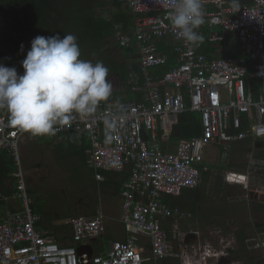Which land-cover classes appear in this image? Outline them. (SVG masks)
Returning a JSON list of instances; mask_svg holds the SVG:
<instances>
[{
  "label": "built area",
  "instance_id": "1",
  "mask_svg": "<svg viewBox=\"0 0 264 264\" xmlns=\"http://www.w3.org/2000/svg\"><path fill=\"white\" fill-rule=\"evenodd\" d=\"M124 1L133 24L117 34V40L123 47H134L138 56L139 70L130 68L127 77L134 96L111 94L95 113L77 116L70 126H57L55 133L75 132L89 140L87 160L97 181L103 180V171L121 172L130 166L120 190L118 217L125 237L90 257L78 255L79 244H92L106 231L100 210L67 221L69 244L36 227L40 215L34 212L27 192L20 154L27 132L11 126L7 111L0 110V153L8 152L14 166L15 186L8 197L19 202L0 214V264H160L165 259L176 264H222L220 258L228 255L203 242L199 231L181 229L179 220L190 213L170 206L165 197L199 185L202 172L208 169L204 164L207 146L219 147L223 159L236 142L248 140L255 147L264 140V75L259 74L264 68V0L240 4L238 10L228 0H203L208 40L217 43L232 32L239 50V56L210 57L171 30L168 13L175 0ZM159 39L172 46L175 57V64L162 74L152 72L169 60L158 49ZM22 60L16 57L11 64L0 63L23 74ZM253 78L259 85L256 97ZM188 110L198 114L201 133L172 143L173 126ZM246 169L240 179L248 182L250 173L264 169V158L250 152ZM169 218L173 223L167 232L162 221ZM245 243L251 253L259 252L253 254L255 260L264 259V231L247 237Z\"/></svg>",
  "mask_w": 264,
  "mask_h": 264
},
{
  "label": "rangeland",
  "instance_id": "2",
  "mask_svg": "<svg viewBox=\"0 0 264 264\" xmlns=\"http://www.w3.org/2000/svg\"><path fill=\"white\" fill-rule=\"evenodd\" d=\"M105 6L106 8L101 10V14L108 18L112 8L110 3ZM117 36L111 35L97 42V44L87 41L79 47L80 59L90 60L92 63L103 62L109 70L108 79L110 82L114 79L113 66L115 64H123V54L126 53L120 47ZM26 51H28L27 48L20 55L23 59L27 54ZM130 59H133V57L128 55L127 61L129 64L131 63ZM29 139L30 142L23 149V152L20 143L22 168L26 187L29 189L27 192L32 199L33 209L40 210L42 207L45 212L43 221H46L49 227L57 230L62 228L63 224L67 223L70 218L77 215L90 216L89 210L98 211L101 209L100 207H103L105 214H109L110 211L106 213L102 205L106 202L108 204V202L115 199L112 190L105 192L101 185L91 183L92 175L88 173L89 170L87 168H83V171H77L76 173L74 172L72 160L58 161L55 153L48 148L50 143H45L48 141L46 137H33L35 142L42 143L39 147L42 156L35 160L34 149L31 147V137ZM262 141L263 144H258L256 147L251 142L243 145L241 143L232 145L228 156L223 159L221 158L219 147L207 146L204 164L208 167V177L206 181H203L204 179L201 175V181L197 187L198 192L203 195L208 183L211 187L222 184L224 189L221 197L225 205L229 204L234 208L232 212H237L228 219L226 217L224 221L229 220L228 225L231 226L229 228H234V230L236 228L241 229L248 236H253V234L263 231L260 227L264 226V203L261 202L264 197V169L250 173L248 182L246 179L240 178L245 175L250 152H253L256 158H264V140ZM33 145L36 146L35 144ZM48 150H50L49 153L47 152ZM38 160L42 162V167L40 168L35 167V163ZM226 186L229 188L228 191ZM209 192L212 193L213 191L210 190ZM244 195L248 196V207L250 210L243 205L239 207L238 203L240 202L238 199ZM210 197H213V195ZM172 221L173 218L168 219L167 223L169 226L172 225ZM179 225L181 228H185L182 223ZM114 230H117L116 225L111 224L109 227L107 225V229L100 239L102 241L106 240L108 233L113 235ZM114 239H117L115 235ZM253 254L257 256L259 252H254ZM176 263L177 261H171V264ZM160 264L164 263L160 262Z\"/></svg>",
  "mask_w": 264,
  "mask_h": 264
},
{
  "label": "clouds",
  "instance_id": "3",
  "mask_svg": "<svg viewBox=\"0 0 264 264\" xmlns=\"http://www.w3.org/2000/svg\"><path fill=\"white\" fill-rule=\"evenodd\" d=\"M234 10L239 0H230ZM171 30L189 46H199L197 31L204 23L203 0H175L168 13ZM23 50V45H21ZM73 34L36 36L20 62L23 74L0 63V110L11 126L33 137L54 134L57 126H70L85 118L112 94L108 68L103 62L80 59ZM260 75H264L262 68Z\"/></svg>",
  "mask_w": 264,
  "mask_h": 264
},
{
  "label": "trees",
  "instance_id": "4",
  "mask_svg": "<svg viewBox=\"0 0 264 264\" xmlns=\"http://www.w3.org/2000/svg\"><path fill=\"white\" fill-rule=\"evenodd\" d=\"M109 3L112 10L110 17L106 18L101 14V10L106 8L105 5ZM126 6L124 0H0V62L11 64L14 58L20 57L22 51L24 52L26 48L27 50L30 49L31 41L38 35L47 37L59 33L62 37L63 35L73 34L80 47L81 44L87 41L97 44V42L106 37L123 33L133 24V16ZM117 25L120 26L118 30L116 28ZM197 31L204 39L199 46H195L196 50L210 57V52L216 48L211 47L208 42L209 30L206 18ZM162 43L160 41L158 44L160 49L165 48L164 50L166 51L171 49L170 46ZM21 45H23V50L21 49ZM119 45L127 53L129 51L132 54L136 53L134 47ZM168 53H170L168 62L164 66L156 67V73L162 74L175 64L174 53ZM130 68L139 70V66L136 63L132 64ZM130 68L125 64L113 66L112 70L114 69L113 72L115 73L113 75L114 79L111 81L112 94H119L128 99L134 96L127 85ZM251 83L254 97H256L259 91L258 81L253 78L251 79ZM200 133L201 128L198 114L188 110L178 116V120L173 126L171 137L173 140H177L179 138L197 136ZM62 134L65 135L67 142L69 141L67 145L69 147L68 151L73 147V149L79 151L85 160L86 153L84 151L90 147L89 140L83 136L79 144L75 132L69 131ZM248 142L250 143L248 140L239 141L241 145ZM258 144H263V142L258 141L256 146ZM13 169V162L9 153L6 151L0 153V174H6L13 171ZM107 173L109 172L103 171L104 175ZM113 173L119 177L117 187L120 190L122 183L129 177L130 166H126L121 172ZM207 177L208 170L203 171V181H206ZM193 190H184L178 196H167L168 198L165 197V202L170 206L178 207L182 211L187 212L184 210L186 205H182V198L185 192L194 194ZM40 211L41 209H34L35 213H40ZM89 213L93 215L96 211L93 209ZM260 229L264 230V226L260 227ZM239 231L241 236L237 237V239L241 250L240 256L244 259V264H262L261 259L251 260V257H248L245 249V238L242 235L244 232L243 230ZM113 240L114 237L111 235H107V239L104 241L100 238L94 240L92 242L94 252L97 253L107 248ZM171 261L174 260L165 259L162 262L164 264H171Z\"/></svg>",
  "mask_w": 264,
  "mask_h": 264
},
{
  "label": "crops",
  "instance_id": "5",
  "mask_svg": "<svg viewBox=\"0 0 264 264\" xmlns=\"http://www.w3.org/2000/svg\"><path fill=\"white\" fill-rule=\"evenodd\" d=\"M228 1L230 3V0H228ZM251 1L252 0H239V4L250 3ZM110 15H111V12L109 14V17H110ZM160 41H162L165 45L170 46L172 48V46L170 44H168L166 41H164L163 39H159L157 41V44H159ZM208 42L210 43L211 47L216 48L214 51L210 52L211 56L212 55L213 56H225V55L239 56L237 39H236L235 34L232 32L227 33L225 35V39L221 40L217 43L210 42L209 40H208ZM158 49L160 51L167 53L168 56L170 55V53H168V52H172L171 49L170 50L168 49V51H166V50H164L165 48L160 49L159 46H158ZM128 55H129V57L130 56L133 57V59L129 60L131 62L130 64L127 61ZM20 58H22V57H20ZM123 58H124L123 64L126 63L125 65L129 68L134 63L138 64V56L136 53L132 55L131 51H129L128 53L126 52L123 54ZM115 65H117V64H115ZM119 65H122V64H119ZM155 70L156 69H154L152 72L156 73ZM156 74H158V73H156ZM61 133H63V132H61ZM61 133H54L55 135L49 134V135L40 136V137L48 138V141H46L45 143H50L48 148L51 151H53V153H55L56 159L58 161H65L68 159L72 160L74 172H76V173H77V171L78 172L83 171V168H87L89 170L88 173H90L92 175V179H90L91 183H95V184L97 183L98 185H101L105 192H108L109 190L113 191V193L115 195V199H113L111 202H108V204L106 202L102 205V206H104V210L106 213L110 211L109 214L107 215L103 212V207H100L101 208L100 210L106 216V219H105L106 229H107V225H108V227L111 226V224L116 225L117 230H114L113 235L110 233H108V234L111 235L112 237H114V235H115L117 237V239H123L125 237V232H124L121 224L118 221V217H119L120 211H121L120 190L122 187V185H121L120 190L117 187V181L119 180V177L113 173L114 171H108L109 173H107L106 175L103 174V180L97 181L94 178V173H93L92 168L88 164L87 149L84 151L86 153V159L85 160H84V157L79 153V151L73 149V147H71V150H69L70 151L69 152L68 151L69 147L67 146L69 141L67 142V140L65 139V135H63V134L61 135ZM29 137H31V147H33V149H34L33 154L35 155L34 159L36 160L42 156V153H40V149H39V147L42 145V143L35 142V140L33 139V136H31L28 133L23 137V139L20 142L21 143V150L23 152V149H25L28 142H30ZM77 138L79 140L78 143L80 144L81 143L80 139L82 137H78V135H77ZM53 141H55V142H53ZM171 141H172V143L176 142V140H173L172 138H171ZM237 143H239V142H236L232 145H235ZM33 144H35L36 146H34ZM77 148H78V146H77ZM50 150H48L47 152L49 153ZM29 154H32V153H29ZM21 160H22V156H21ZM35 167H37V168L42 167V162L38 160L35 163ZM13 168H14V166H13ZM11 172L12 171L7 172L6 174L5 173L0 174V214H4L7 210L14 209L15 207H18V205H19V202L16 198H13V197L9 198L8 197V195L13 193L14 186H15L14 180L11 176ZM245 173H246V171H245ZM227 186H228V184H227ZM227 186H226V189L228 191L229 188ZM197 187L193 190L194 194H189L188 192H185V194L182 198V201H183L182 205H186L184 210L187 211L188 213H190V215L186 219L179 220V224L182 223L185 226V228H181V227L180 228L185 230V231L197 230L201 234L203 233L202 234L203 235V242L211 244V246L216 248L217 250L227 251L228 255L225 257L222 256L220 258V262L222 264H244V259L240 256L241 250H240L239 241L237 239V237L241 236L240 231H239L241 229L236 228L234 230V228L233 229L229 228V227H231L228 225L229 220L224 221V219L226 217L228 219L232 216V214L235 215L237 213V212H232V210L234 208H232L229 204H227V206H226L224 203V200L221 197V195H222L221 193H222V190L224 189L223 188L224 186H222V184H217L214 187H211V185L208 183V185L204 189L203 195L198 192ZM210 190L213 192L210 193L209 192ZM212 195H213V197H210ZM4 196H7L8 198L5 199V198H3ZM238 201L240 202V203H238L239 207L240 206L242 207V205H243L246 208L249 205V199H248V196H246V195H244L242 197L240 196ZM261 202L264 203V197H263V200ZM107 205H108V207H107ZM248 210H250L249 207H248ZM248 210H247V212H248ZM38 214L40 215V220L38 222H36L37 228L49 230L55 236L57 241L62 243V244H69L72 242V239L70 237L71 231L69 230L70 226L68 224L64 223L62 228L55 230L53 227H49L47 225L46 221L45 222L43 221L45 218V212L42 210V207H41L40 213H38ZM169 219H172V218H169ZM167 222H168V219H164L162 221L163 228L165 230H168L167 232H170L172 225L169 226V224ZM172 223H173V221L171 222V224ZM226 228H228V229H226ZM68 230H69V232H68ZM120 231L122 233L121 236H120ZM242 235L244 236L245 239L247 237H249L248 235H246V233H242ZM245 239H244V241H245ZM109 246L110 245H108L107 248ZM107 248H105V249H107ZM105 249H103V250H105ZM245 249H246L248 257H251V260L252 259L255 260L253 252L251 253L246 248V243H245ZM261 263H263V262L261 261Z\"/></svg>",
  "mask_w": 264,
  "mask_h": 264
},
{
  "label": "water",
  "instance_id": "6",
  "mask_svg": "<svg viewBox=\"0 0 264 264\" xmlns=\"http://www.w3.org/2000/svg\"><path fill=\"white\" fill-rule=\"evenodd\" d=\"M78 255H82L83 253H86L88 257H90L93 253V247L91 244H79L76 248ZM262 262H264V259H262Z\"/></svg>",
  "mask_w": 264,
  "mask_h": 264
}]
</instances>
